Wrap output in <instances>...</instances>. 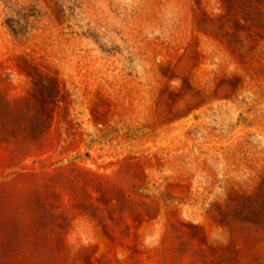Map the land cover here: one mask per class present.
Masks as SVG:
<instances>
[{
  "label": "rangeland",
  "instance_id": "1",
  "mask_svg": "<svg viewBox=\"0 0 264 264\" xmlns=\"http://www.w3.org/2000/svg\"><path fill=\"white\" fill-rule=\"evenodd\" d=\"M0 264H264V0H0Z\"/></svg>",
  "mask_w": 264,
  "mask_h": 264
}]
</instances>
